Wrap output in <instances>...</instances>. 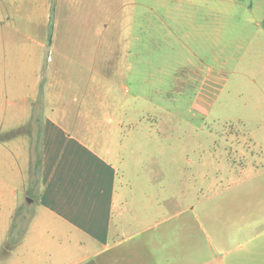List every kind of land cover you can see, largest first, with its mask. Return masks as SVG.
I'll return each instance as SVG.
<instances>
[{"label":"crops","instance_id":"crops-1","mask_svg":"<svg viewBox=\"0 0 264 264\" xmlns=\"http://www.w3.org/2000/svg\"><path fill=\"white\" fill-rule=\"evenodd\" d=\"M104 33L90 0H0V232L5 245L19 234L9 260L264 264L261 227H229L225 243L208 236L198 215L182 218L176 207L185 195L173 194L164 165L169 111L137 84L130 97L127 84L118 85L123 96L116 92ZM132 38L119 51L118 74L124 58L139 57ZM207 82L196 97L203 113L212 104ZM24 208L27 218L18 215ZM256 214L264 219V211L247 215Z\"/></svg>","mask_w":264,"mask_h":264},{"label":"rangeland","instance_id":"rangeland-1","mask_svg":"<svg viewBox=\"0 0 264 264\" xmlns=\"http://www.w3.org/2000/svg\"><path fill=\"white\" fill-rule=\"evenodd\" d=\"M90 1L93 22L105 29L109 80L127 84L129 97L137 84L169 111L161 127L171 133L164 165L173 194L185 195L176 207L182 218L198 215L208 236L225 243L229 227L264 229L260 214L247 215L264 211V0ZM132 37L139 57L124 58L118 74L119 51ZM205 80L208 113L195 106ZM155 171L162 175L158 163ZM17 235L5 245L0 232V264H19L7 254Z\"/></svg>","mask_w":264,"mask_h":264}]
</instances>
